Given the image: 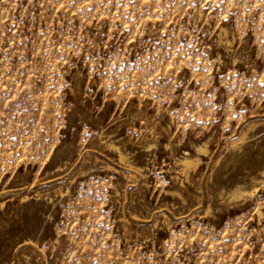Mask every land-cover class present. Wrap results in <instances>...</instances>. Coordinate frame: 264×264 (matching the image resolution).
Segmentation results:
<instances>
[{
    "label": "rangeland",
    "instance_id": "obj_1",
    "mask_svg": "<svg viewBox=\"0 0 264 264\" xmlns=\"http://www.w3.org/2000/svg\"><path fill=\"white\" fill-rule=\"evenodd\" d=\"M0 264H264V0H0Z\"/></svg>",
    "mask_w": 264,
    "mask_h": 264
},
{
    "label": "bare ground",
    "instance_id": "obj_2",
    "mask_svg": "<svg viewBox=\"0 0 264 264\" xmlns=\"http://www.w3.org/2000/svg\"><path fill=\"white\" fill-rule=\"evenodd\" d=\"M244 135V134H243ZM238 139V138H237ZM237 143V141H234V140H232V146L233 145H235ZM197 149L201 152L202 150H205V144H203V145H198L197 146ZM197 150V151H198ZM198 151V152H199ZM120 157L122 158V156L120 155ZM123 158H124V155H123ZM119 160H120V158H118ZM194 160H196V158L194 159ZM198 160V159H197ZM197 160H196V162H197ZM183 161V162H182ZM182 163H184L185 165H187V164H190L191 162H192V160L191 159H187V158H185L184 156H183V159H182ZM123 162V161H122ZM124 163V162H123ZM125 164V163H124ZM192 164V163H191ZM193 164H196V163H194V161H193ZM129 166V165H128ZM188 166V165H187ZM129 167H131V166H129ZM186 168V167H185ZM255 189H256V186H254L253 188H251V189H247V190H239V192L237 193V192H232L233 194H235L236 195V197H237V195H241V194H247V195H251L254 191H255ZM237 190H238V188H237ZM242 196V195H241ZM239 197V196H238ZM258 211V210H257ZM260 211V210H259Z\"/></svg>",
    "mask_w": 264,
    "mask_h": 264
}]
</instances>
